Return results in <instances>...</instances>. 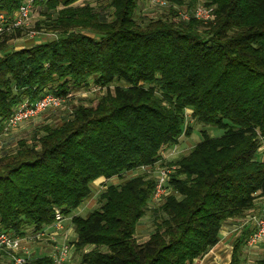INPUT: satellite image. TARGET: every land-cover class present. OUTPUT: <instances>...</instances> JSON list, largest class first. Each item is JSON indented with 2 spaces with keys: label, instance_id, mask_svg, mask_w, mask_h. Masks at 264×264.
<instances>
[{
  "label": "trees",
  "instance_id": "trees-1",
  "mask_svg": "<svg viewBox=\"0 0 264 264\" xmlns=\"http://www.w3.org/2000/svg\"><path fill=\"white\" fill-rule=\"evenodd\" d=\"M77 1L60 9L57 0L36 4L47 7L36 29L51 40L14 51L10 42L28 28L0 35V132L25 100L65 97L90 79L105 89L72 119L37 127L31 143L19 141L0 158V234L37 235L55 209L71 216L97 179L150 168L190 135L189 111L223 134L204 133L176 162L174 195L152 210L146 241L135 237L154 188L145 173L107 186L97 209L70 222L81 264H193L218 244L224 224L253 216L264 197V0H170L155 20L136 19L139 0H107L100 9ZM23 2L0 0V13ZM198 4L213 8L212 20L177 19L173 6ZM253 230L242 228L228 264H245ZM3 252L0 264H13ZM255 264H264V254Z\"/></svg>",
  "mask_w": 264,
  "mask_h": 264
},
{
  "label": "rangeland",
  "instance_id": "rangeland-1",
  "mask_svg": "<svg viewBox=\"0 0 264 264\" xmlns=\"http://www.w3.org/2000/svg\"><path fill=\"white\" fill-rule=\"evenodd\" d=\"M57 1L59 2L58 9H60L62 3L65 0H57ZM107 2H108L107 0H79L75 2L73 6H77V5L83 6L85 4L86 5L89 4L91 7L100 9V8H104ZM185 3H187V1ZM168 5L169 6L171 5L170 0H168ZM39 6L40 5H36V10L33 13L31 23L28 28L29 30L28 29L24 30V35H22V37L11 42L9 45L10 48L11 47L15 48L17 45L18 47L26 45L27 43L32 42L33 39L34 40L43 39L47 41L54 38L53 35L47 33L43 29L42 30L36 29L37 28L36 24L39 21H45V17L42 16V12L47 11L45 9L47 8L46 5H41L40 7ZM183 6L186 7V5ZM138 7L140 9H138V11L136 12V19H139V17L142 18L143 17L142 15L154 17L153 18L154 20L158 19V17H162L161 16L162 12L155 10V8H153L150 4H148V0H139ZM31 32L33 33V36L30 35ZM120 85L122 84L120 83ZM104 93H105V89L99 87L98 84L95 82V80L90 79L85 85L77 88L76 91H72L71 95L73 96L70 99H68L60 108L48 109L41 115L39 114V116H37L36 118L21 123L14 128H9L7 131H4V123L7 120L6 119L3 122V128L2 131L0 132V158L6 154L12 153L15 150L16 145L19 141L24 140L28 144L31 143L37 127L43 125H51V126L61 125L63 122L72 119L73 112L78 106L90 105V103H92L94 99L102 97ZM17 107L15 109H17ZM185 121H186L185 123L186 128L189 129L190 135L182 136L177 145H173L163 149L160 152L159 161L154 164L156 165V167H166L167 169H169L170 179L176 170L177 167L176 162L181 157L186 156L197 143L202 141V135L204 133L209 135L211 138H218L223 134V131L220 129L198 123L196 119L191 117V113L189 111L185 112ZM142 168H138L131 172L124 173L122 174L121 177H113L110 180H104L102 178L100 179L101 181L97 180L93 182V184L91 185V191H92L91 196L72 215L86 217L91 211L97 209L100 205L99 194L103 190H105V188L109 185H117L119 183H122L123 181L134 178L137 175L143 173L148 175V177L152 179L153 182H155V175L153 171L154 169H148V168L142 169ZM172 193H173L172 189L169 187L165 196L162 197L160 201H154L152 199V194H151L150 200L148 202V210L146 211L145 216L139 221L137 225L135 237L138 243H143L144 241H146L151 235V233L154 231V223L156 219L152 210H155L159 208L161 205H163L169 197L174 195ZM260 207L261 204L259 208L258 205L256 206L253 212V216L246 215V217H248L247 219L256 217L259 213ZM71 216L67 218L63 216V220L60 224L61 229L56 231V228L54 227V222L50 225V227L46 229L47 234L53 232L56 233V236H54V240H51L48 235L41 238V237H36V234L34 235L30 234L31 236L27 235L28 238H25L28 240L22 241L21 248L24 250H28L29 252L28 254L30 255L31 259H35L36 257L39 258L49 257L50 255L49 253L53 251V247L55 245H61L62 243H66L70 247V253L65 264H81L80 256L75 251L76 247L74 242L76 240V234L70 222ZM246 217L245 220H247ZM241 219L230 220L231 221L230 224H227L226 227H224L221 230V234L226 233L227 236L223 237L225 239H222V236L220 234V242L222 246H221V250L218 252L220 254V260L218 264L226 263L229 252L231 251V247L233 246L234 240L238 237V235L242 231L243 227L237 229L238 225L240 226L241 224H243V221H245L244 217ZM57 237L63 238V242H61V244L57 242ZM42 241H46L50 249H47L46 252L42 254H37V253L33 254L34 253L32 251L33 246L39 245L38 243ZM24 242H28V243L26 244ZM4 254L8 257L9 260L10 256L7 253ZM17 254L18 255L23 254V252L20 250ZM263 254H264V245L251 249L247 248L246 246H243V262L245 264H255V262L263 256ZM193 264H196V262H194ZM211 264H215V262Z\"/></svg>",
  "mask_w": 264,
  "mask_h": 264
},
{
  "label": "built area",
  "instance_id": "built-area-1",
  "mask_svg": "<svg viewBox=\"0 0 264 264\" xmlns=\"http://www.w3.org/2000/svg\"><path fill=\"white\" fill-rule=\"evenodd\" d=\"M51 0H24V2L19 6V8L11 15H5L0 13V35L3 33L12 31L13 29H24L29 28L33 13L36 10V4L39 2H49ZM148 3L156 8L157 11H162L169 8L168 0H148ZM177 19L187 22L190 16L194 17L196 20L207 23L213 18V8L205 7L202 5H196L192 11L182 5L173 6ZM191 13V15H190ZM30 35L33 36L31 32ZM73 95L71 93L67 94L65 97H59L51 93H46L39 99L28 102L23 101L17 109H15L9 118L4 123V131L9 128H14L17 125L32 120L44 113L48 109L60 108L68 99ZM143 167L142 169H144ZM148 169H154L155 182L152 191V199L154 201H160L162 197L165 196L169 186L170 181V171L166 167H156V165L151 166ZM63 216L60 211L54 210V227L56 231L61 229V222ZM252 225L254 230L248 235L245 246L247 248H256L264 245V197L261 199V207L259 213L256 217L252 218ZM48 235L51 240H54L56 233H46L42 231L36 235V237H44ZM27 239H20L11 235L9 233L0 234V251H4L10 255L13 264H28L30 255L28 250L21 248L22 241ZM53 242V241H52ZM23 254H17L19 251ZM70 253V247L66 243L61 245H55L53 247L52 253L49 255L51 264H65Z\"/></svg>",
  "mask_w": 264,
  "mask_h": 264
},
{
  "label": "crops",
  "instance_id": "crops-1",
  "mask_svg": "<svg viewBox=\"0 0 264 264\" xmlns=\"http://www.w3.org/2000/svg\"><path fill=\"white\" fill-rule=\"evenodd\" d=\"M14 41V40H13ZM13 41H11V42H13ZM10 42V43H11ZM42 42H45V40H43V39H40V40H32V42H29V43H27L26 45H23V46H19L18 47V45L15 47V48H13V47H11V49H13L14 51H17V50H21V49H25V48H29V47H32V46H34V45H36V44H38V43H42ZM10 45V44H9ZM100 179H102V178H99V179H97V180H99L100 181ZM104 179V178H103ZM96 180V181H97ZM104 180H106V179H104ZM260 203H261V199H258L257 201H256V205L255 206H257L258 205V208H259V206H260ZM248 217H246V219H247ZM230 222L231 221H228V223H226V224H224V226H223V228L224 227H226V225L227 224H230ZM247 225H252V218H250V219H247V220H245V221H243V224H241L240 226L238 225V227H237V229L239 228H242V227H245V226H247ZM222 228V229H223ZM252 228H253V225H252ZM236 229V230H237ZM236 230H234V231H236ZM231 233V232H230ZM220 234H221V232H220ZM221 236H222V239H225V238H223V237H226L227 236V234L226 233H222L221 234ZM28 240V239H27ZM57 242L58 243H60L61 244V242H63V238H58L57 237ZM24 243H28V242H24ZM25 244V245H26ZM39 245H37V246H33V248H32V251L34 252L33 254H35V253H37V254H42V253H45L46 252V250L47 249H50V247L48 246V244H47V242L46 241H42V242H40V243H38ZM221 246H222V244H221V242L219 241L218 242V244H216V246L215 247H213L207 254H205L202 258H200V259H198V260H195L194 262H196V264H211V263H213V262H215V264H218V262H219V260H220V254L218 253L220 250H221ZM231 250H232V247H231ZM52 253V251L49 253V254H51ZM31 254V253H30ZM48 254V255H49ZM47 255V256H48ZM230 256H231V251L229 252V255H228V258H227V261H226V263L225 264H228L229 263V261H230ZM31 258V257H30Z\"/></svg>",
  "mask_w": 264,
  "mask_h": 264
},
{
  "label": "bare ground",
  "instance_id": "bare-ground-1",
  "mask_svg": "<svg viewBox=\"0 0 264 264\" xmlns=\"http://www.w3.org/2000/svg\"><path fill=\"white\" fill-rule=\"evenodd\" d=\"M101 181V180H100ZM262 199V198H261ZM261 204V203H260Z\"/></svg>",
  "mask_w": 264,
  "mask_h": 264
}]
</instances>
